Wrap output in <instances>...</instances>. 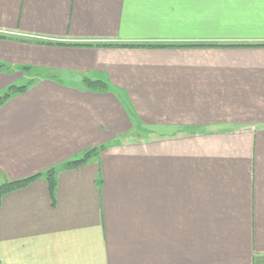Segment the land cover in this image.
<instances>
[{
	"label": "crops",
	"instance_id": "crops-1",
	"mask_svg": "<svg viewBox=\"0 0 264 264\" xmlns=\"http://www.w3.org/2000/svg\"><path fill=\"white\" fill-rule=\"evenodd\" d=\"M20 68L0 264H264V0H0V93Z\"/></svg>",
	"mask_w": 264,
	"mask_h": 264
},
{
	"label": "trees",
	"instance_id": "trees-1",
	"mask_svg": "<svg viewBox=\"0 0 264 264\" xmlns=\"http://www.w3.org/2000/svg\"><path fill=\"white\" fill-rule=\"evenodd\" d=\"M193 46H211V45H193ZM83 83L85 85L86 88L88 89H94V90H103L107 88V85L101 81H91L88 79H84ZM30 85V84H29ZM29 85H23V86H15V85H10L9 87H7L5 89V91L3 92V94L0 96V106L6 102L11 96L15 95V94H19L24 92ZM97 150L96 149H91L85 152V154L83 155V157L79 160H75V161H70L65 163L63 166L65 167H69V166H78L84 162H86L87 159L90 158V156L94 153H96ZM54 168H51L49 170H46L43 173V176H45L46 181H47V186H48V193H49V197L51 199V203L52 205L54 204V187H55V173H54ZM39 175H33L24 179H20V180H16V181H6L2 184H0V203H1V199L2 197L9 193L12 192L14 190H18V189H22L24 187H26L30 182L34 181L36 178H38Z\"/></svg>",
	"mask_w": 264,
	"mask_h": 264
},
{
	"label": "rangeland",
	"instance_id": "rangeland-1",
	"mask_svg": "<svg viewBox=\"0 0 264 264\" xmlns=\"http://www.w3.org/2000/svg\"><path fill=\"white\" fill-rule=\"evenodd\" d=\"M20 69H22V68H20ZM19 69V70H20ZM21 72H24L25 70H20ZM19 71V72H20ZM28 71V70H27ZM27 71H25V72H27ZM23 73V74H21V73H18V75H16V79H15V86H17V87H19V86H23V85H29V84H32L33 82H34V80H36L37 78H38V76H39V73L36 71V70H33L32 72H27V73ZM21 74V75H20ZM3 94V92H1L0 93V96ZM142 134V136H144L143 135V133H141ZM102 148H103V146L102 145H99V146H95V147H92V148H90V149H87L86 151H88V150H91V149H96L97 150V152L96 153H94V154H92L91 156H93V155H95V154H97L98 152H100V150H102ZM86 151H84L82 154H81V156L80 157H78V158H75V159H72V160H68V161H66V162H64V163H62V166L65 164V163H67V162H70V161H75V160H79V159H81L82 157H83V155L85 154V152ZM90 156V157H91ZM88 160V159H87ZM86 160V161H87ZM83 164V163H82ZM81 165V164H80ZM79 166V165H78ZM63 167H65V166H63ZM69 167H71V166H69ZM72 167H76V166H72ZM52 168V167H51ZM51 168H49V169H51ZM49 169H47V170H49ZM54 170H55V168H54ZM54 173H55V171H54ZM39 175V174H38ZM15 191V190H14Z\"/></svg>",
	"mask_w": 264,
	"mask_h": 264
}]
</instances>
